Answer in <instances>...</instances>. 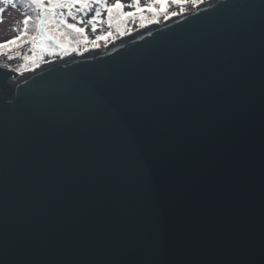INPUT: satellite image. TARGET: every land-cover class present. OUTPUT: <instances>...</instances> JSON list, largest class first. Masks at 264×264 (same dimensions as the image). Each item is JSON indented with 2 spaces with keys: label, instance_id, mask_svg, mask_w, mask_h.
<instances>
[{
  "label": "water",
  "instance_id": "1",
  "mask_svg": "<svg viewBox=\"0 0 264 264\" xmlns=\"http://www.w3.org/2000/svg\"><path fill=\"white\" fill-rule=\"evenodd\" d=\"M66 46L0 67V264H264V0Z\"/></svg>",
  "mask_w": 264,
  "mask_h": 264
},
{
  "label": "snow or ice",
  "instance_id": "2",
  "mask_svg": "<svg viewBox=\"0 0 264 264\" xmlns=\"http://www.w3.org/2000/svg\"><path fill=\"white\" fill-rule=\"evenodd\" d=\"M5 2H9V0H5ZM26 2L30 3L31 5H34L36 8H44L45 5L43 4V0H26ZM174 3H181V0H172ZM92 3H97L100 5V8H105L108 11V22L111 25L113 22V13L115 12V17L117 19V29H120V25L124 23L128 19H135L139 18L141 22V27H144V20L145 17L143 16V12L145 10L149 12H166L168 4L167 0H152V2L145 4L143 7L141 6L140 0H132L131 4L127 5V7H130L133 9L131 12H125L123 9L125 8V5L120 2V0H117V2L111 6H109L106 3V0H49V4L46 8V12L51 13V18H55L57 15L61 17L60 20L56 21L57 27L63 26L64 28L70 30L71 33H75L77 39L75 40L76 44H84L88 45L91 44L92 47H99V44L97 41L99 40H107L108 37L112 36V33L109 32L106 35H98L96 36L95 40H89L88 36L85 34V29L83 27H78L76 24L68 23L66 19L63 18V13H57L54 10L55 9H61V8H67L69 9V15H71V9L79 4L80 8L78 10H88L91 7ZM100 8L96 10L95 16L92 17L91 20L88 21L89 24L92 26V30H96V22L97 18L100 16ZM182 3H181V11H183ZM179 13H171V15L175 16ZM167 18V17H166ZM33 19L30 16H25L23 20L24 29L23 31H20V35L13 37L11 40L5 41L3 43H0V49H2L4 52H7L10 46L17 45V42L25 43L28 41H31L33 45V51L37 47L41 49V52L49 51L51 49V45L55 43L59 48H61L64 52V54H67V46L64 41L60 40V38L52 32H49L47 29L44 28V20L37 16L36 19V35L35 36H29L28 35V25L29 21ZM151 22V20L149 21ZM83 23V21H81ZM19 31V29H17ZM123 34V32H121ZM151 35V33H149ZM22 37H26V39H22ZM18 46V45H17ZM74 51H78V48H73ZM87 50V47L85 48ZM51 54H55L52 52ZM11 59V57H9ZM25 59H28V57H25ZM0 67H3V65H0ZM19 71V69H17Z\"/></svg>",
  "mask_w": 264,
  "mask_h": 264
},
{
  "label": "rangeland",
  "instance_id": "3",
  "mask_svg": "<svg viewBox=\"0 0 264 264\" xmlns=\"http://www.w3.org/2000/svg\"><path fill=\"white\" fill-rule=\"evenodd\" d=\"M202 0H181L183 11L192 9L198 2ZM117 0H106V3L111 6L115 4ZM122 4L125 5V8L123 11L125 12H131L133 11L132 8L127 7V5L131 4L132 0H120ZM152 2V0H140L141 6L143 7L145 4ZM181 3H174L172 0H167V10L166 12H149L145 10L143 12V16L145 17L144 20V26L148 25L154 21H162L167 16H170L171 13H180L181 11ZM94 13V9L92 8L90 12L86 15L84 14V18L81 20L83 21L82 24L87 25L88 27V33H89V40H95L96 36L98 35H106L107 33L111 32L112 36L108 37L107 40H99L97 43L99 44V47H104L106 43H108L110 40L123 35L127 32L136 31L141 27L140 19L137 17L134 20L128 19L124 23L120 25V29H117V19L115 17V12L113 13V22L110 25L108 22V11L105 8H101V16L97 19L96 22V30H92L91 24L88 23L89 20L92 19V15ZM83 14L80 11H76V14L72 16V19L74 21L78 20V17ZM23 19H24V12L17 6H15L11 1L5 2L0 1V43L5 42L9 40L10 38L16 37L20 31H22V25H23ZM151 20V22H149ZM44 28L47 29L49 32L55 33L60 40L64 41L66 45H73L69 37L66 35V33L63 30H60L57 27V23L54 20L51 21H44ZM19 29V31L17 30ZM123 32V34H121ZM76 46V45H75ZM94 48L91 46V44H88L87 46H80L78 47L81 50ZM50 56H63L64 54L62 49H58L55 46L51 45V49L47 51ZM54 52L55 54H51ZM46 53V52H45ZM41 52V49L39 47L36 48V54L33 56L36 60V62L40 61L44 58V54ZM72 53L70 50H67V54Z\"/></svg>",
  "mask_w": 264,
  "mask_h": 264
},
{
  "label": "trees",
  "instance_id": "4",
  "mask_svg": "<svg viewBox=\"0 0 264 264\" xmlns=\"http://www.w3.org/2000/svg\"><path fill=\"white\" fill-rule=\"evenodd\" d=\"M0 1H5V0H0ZM11 1L15 6L19 7L23 12H24V18L25 16H30L32 17L33 19H31L29 21V25H28V35L29 36H35L37 33H36V28H35V25H36V17L39 16L41 17L44 21L48 20V21H51V20H54L55 22L60 20L61 17L60 16H56L54 19L51 18V13L50 12H46V8L49 4V0H43V4L45 5L44 8H36L34 5H31L30 3L26 2V0H9ZM80 8L79 4L75 5L72 9H71V15H69V9L67 8H61V9H55L54 11L57 12V13H60L62 12L63 13V18L67 20L68 23H73V24H76L78 27H83L85 29V34L88 36V38L90 37L89 36V33H88V27L87 25H84L81 23V20L84 18V14H88L90 12V10L93 8L94 9V13L91 17L95 16L96 14V10L98 8H100V5L97 4V3H92L91 4V7L90 9L88 10H78ZM76 11H80L81 14L78 19L76 21H74L72 19V16H74L76 14ZM100 16H101V8H100ZM100 16L98 18H100ZM97 18V19H98ZM24 20V19H23ZM97 27V25H96ZM60 30H63L66 35L69 37V39L71 40V42L76 45L77 47H80V46H84V44H76L75 43V40L77 39L76 37V34L75 33H71L70 30L64 28L63 26H60L58 27ZM24 29V24L22 25V31ZM20 33L17 35L19 36ZM12 38H10L9 40H11ZM22 39H26V37H22ZM8 41V40H7ZM3 43V42H1ZM19 43V41L17 42ZM2 49H0L1 51Z\"/></svg>",
  "mask_w": 264,
  "mask_h": 264
},
{
  "label": "built area",
  "instance_id": "5",
  "mask_svg": "<svg viewBox=\"0 0 264 264\" xmlns=\"http://www.w3.org/2000/svg\"><path fill=\"white\" fill-rule=\"evenodd\" d=\"M34 55L33 45L31 41L20 43L18 46L11 47L7 52L0 54V62L7 67L10 66V69L17 71V69L23 70L29 65V58ZM11 57V59H9ZM28 57V59H25ZM44 57L47 58L48 54L45 53Z\"/></svg>",
  "mask_w": 264,
  "mask_h": 264
},
{
  "label": "bare ground",
  "instance_id": "6",
  "mask_svg": "<svg viewBox=\"0 0 264 264\" xmlns=\"http://www.w3.org/2000/svg\"><path fill=\"white\" fill-rule=\"evenodd\" d=\"M74 53V52H73ZM73 53H69V54H66V55H63V56H49L46 60H44L42 63H41V66L42 65H45V64H47V63H49V62H51V61H54V60H56V59H59V58H61V57H64V56H67V55H70V54H73ZM2 64V63H1ZM2 65H4V64H2ZM6 68H10V66L9 67H7V65H4Z\"/></svg>",
  "mask_w": 264,
  "mask_h": 264
}]
</instances>
